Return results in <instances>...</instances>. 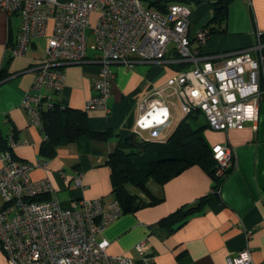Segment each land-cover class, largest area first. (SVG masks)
<instances>
[{
	"label": "built area",
	"instance_id": "2783aa9c",
	"mask_svg": "<svg viewBox=\"0 0 264 264\" xmlns=\"http://www.w3.org/2000/svg\"><path fill=\"white\" fill-rule=\"evenodd\" d=\"M162 6L158 11L143 0H0V8L7 14L20 16L16 43L8 49L10 57L23 56L34 38L46 35L52 22L45 57L32 68L33 84L21 100L30 123L44 134L41 111L43 104L51 106V101L43 90H62L65 75L61 68L84 62L90 48L101 69L93 81L95 94L85 110L108 111L114 80L110 63L166 62L167 54L175 52L178 63L192 64L169 76L138 103L132 132L141 139L146 140L139 130L166 126L172 108L182 118L198 111L216 131L242 129L249 123L256 130L259 104L264 99V37L258 33L247 47L202 56L200 49L207 44L209 28L192 35L188 4L163 2ZM192 41L198 45L196 50L191 48ZM18 145L11 133L8 149L0 151V251L7 264H135L130 257L107 254L108 241L96 239L124 214L119 202L81 199L63 209L57 199L34 200L51 193L53 187L47 179L30 178L36 165L13 157L12 150ZM211 151L216 163L213 185H219L234 167L235 154L226 143L212 145ZM73 181L80 187L81 175H75ZM218 190L219 186L213 189ZM135 250L139 262L153 264L143 242L136 244ZM227 264L253 262L249 251L243 249L227 258Z\"/></svg>",
	"mask_w": 264,
	"mask_h": 264
},
{
	"label": "crops",
	"instance_id": "0c3cea01",
	"mask_svg": "<svg viewBox=\"0 0 264 264\" xmlns=\"http://www.w3.org/2000/svg\"><path fill=\"white\" fill-rule=\"evenodd\" d=\"M214 1L188 4L192 35L213 18L214 11L208 2ZM95 20L93 14L92 24ZM19 28L20 16L7 14L0 8V72L7 75L0 82V135L7 140L11 133L14 134L19 145L13 148V157L36 165L30 178L49 180L53 191L48 197L57 199L61 208L70 209L72 202L81 199L102 198L107 204L114 196L110 170L105 163L115 148L114 141L70 143L58 146L51 158L40 155L45 135L30 123L21 100L33 84L32 68L45 57L46 36L52 32V22L48 23L46 35L34 38L23 56L9 57V46L16 43ZM258 33L264 37V0H233L228 6L224 31L211 34L207 44L200 49V55L247 47ZM191 48H198L196 42H191ZM177 58L175 52H170L166 62H134L132 66L110 63L114 80L108 111L85 110L86 103L95 94L93 81L101 69L96 61L97 54L90 48L84 62L61 68L65 75L62 90L54 93L44 89L43 94L50 97L51 102L85 111L92 131L118 130L123 126L132 129L138 103L175 72L192 67V64L178 63ZM181 119L175 121L171 109L169 123L148 130L150 137L145 139L165 142ZM202 123H206L205 119ZM256 127L254 130L249 123L242 129L207 131L210 129L207 126L203 132L207 144L211 147L226 143L235 154V165L221 180L218 192H213V179L199 166L187 168L162 186L149 183L151 191L162 196V201L124 213L97 234V241H108L106 253L130 257L135 264H144L138 261L135 250V245L143 242L146 254L153 256V264H227V258L247 249L253 264H264V99L259 104ZM77 174L81 175L80 187L73 181ZM205 196L208 199L203 208L181 227L169 232L160 224L162 218L182 206L196 204ZM0 264H7L1 251Z\"/></svg>",
	"mask_w": 264,
	"mask_h": 264
},
{
	"label": "trees",
	"instance_id": "16d2710c",
	"mask_svg": "<svg viewBox=\"0 0 264 264\" xmlns=\"http://www.w3.org/2000/svg\"><path fill=\"white\" fill-rule=\"evenodd\" d=\"M205 1L207 0H163L162 3L147 4V6L162 11L163 2L189 4ZM231 1L233 0L208 2L214 11L213 18L206 25L210 35L224 31ZM6 77L7 75L1 71L0 82ZM200 117L198 111L191 113L180 120L165 142H153L139 139L131 128L124 126L118 130L92 131L88 126L85 111L51 102V106H45L41 111L45 141L40 147V155L51 158L55 155L58 146L70 143L90 140L114 141L115 148L108 155L105 163L110 170L111 193L119 202L123 213H131L162 201V196L151 191L149 183L162 186L191 166L201 167L215 181L216 163L211 147L203 135L208 125L203 124L199 120ZM5 149H8L7 140L0 135V151ZM218 186L213 185V189ZM44 199H49L48 194L34 200ZM207 199L208 196H205L194 205L180 207L169 216L162 218L160 224L169 232L176 230L185 224L189 217L198 213Z\"/></svg>",
	"mask_w": 264,
	"mask_h": 264
},
{
	"label": "rangeland",
	"instance_id": "374dc122",
	"mask_svg": "<svg viewBox=\"0 0 264 264\" xmlns=\"http://www.w3.org/2000/svg\"><path fill=\"white\" fill-rule=\"evenodd\" d=\"M90 43H91V38H89L88 39V45H90ZM173 109V108H172ZM174 110V115H175V121L177 120H179V119H181L182 118V115L180 114V112L177 110V109H173ZM137 112H138V109L136 108V111H135V113H134V116L136 117V115H137ZM200 121H204V118H203V116H201L200 117V119H199ZM209 129V128H208ZM210 130H213V129H209V130H207V131H210ZM140 131V134H141V136L142 137H150L149 136V132L148 131H143V130H139ZM139 138V137H138ZM154 140H158V137H152ZM139 139H141V138H139ZM153 184V183H152ZM130 190L131 191H134V189L133 188H130ZM143 197V196H142ZM2 204H3V202H2V199H1V197H0V207L2 206Z\"/></svg>",
	"mask_w": 264,
	"mask_h": 264
},
{
	"label": "water",
	"instance_id": "95a60500",
	"mask_svg": "<svg viewBox=\"0 0 264 264\" xmlns=\"http://www.w3.org/2000/svg\"><path fill=\"white\" fill-rule=\"evenodd\" d=\"M146 4H159L161 0H143Z\"/></svg>",
	"mask_w": 264,
	"mask_h": 264
}]
</instances>
